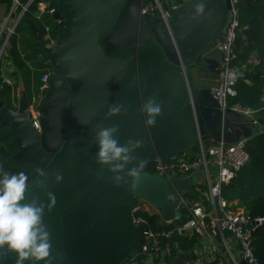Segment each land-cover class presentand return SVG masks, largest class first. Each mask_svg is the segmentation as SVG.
<instances>
[{"label":"water","instance_id":"95a60500","mask_svg":"<svg viewBox=\"0 0 264 264\" xmlns=\"http://www.w3.org/2000/svg\"><path fill=\"white\" fill-rule=\"evenodd\" d=\"M45 1L57 9L54 18L62 22L64 36L56 44L41 41L53 67L38 105L41 131L31 122L24 89L16 109L0 102L18 148L4 170L25 172L28 199L46 205L43 223L51 250L40 264H124L138 245L137 201L159 208L163 221L171 223L194 186L193 176L150 175L157 157L174 160L201 142L233 144L255 134L248 121L224 115L211 89L198 86L191 72L201 64L209 70L220 66L224 54L217 45L234 0H189L170 10L167 24L141 15L151 0ZM199 3L205 5L203 13L196 12ZM149 98L161 112L155 125L146 127L141 108ZM115 105H122L121 111L109 114ZM112 125L119 126L121 144L141 141L128 167L144 161L139 177L127 176L125 169L119 185L95 158L96 132ZM192 138L195 143L185 142ZM170 143L184 146L172 152ZM57 174L63 177L59 182ZM191 261L180 252L172 264ZM0 264H16V255L0 249Z\"/></svg>","mask_w":264,"mask_h":264},{"label":"built area","instance_id":"2783aa9c","mask_svg":"<svg viewBox=\"0 0 264 264\" xmlns=\"http://www.w3.org/2000/svg\"><path fill=\"white\" fill-rule=\"evenodd\" d=\"M21 0H13L8 11L0 6V62L6 54L9 38L14 34L21 18L35 0L21 4ZM189 0H151L141 9V15L152 20L161 18L166 24L170 10L177 8ZM21 7V11L19 8ZM40 13L48 12L55 17L57 9L51 3L40 0L38 3ZM61 22V21H58ZM249 26L241 25L239 1H232V9L226 24L221 41L217 45L224 54L220 66L215 70L205 68L199 77L212 83L211 91L217 100L223 114H230L241 119H246L256 124L255 110L232 103L238 97V84L244 79V72L235 65L237 61L236 45L240 34L248 30ZM246 38V35H243ZM54 44V42H51ZM249 63L257 65L259 59L253 54ZM51 73L42 76L39 92L33 94L30 101L31 122L36 130L41 131L40 112L38 105L42 92L48 88ZM6 82L11 83L9 80ZM249 83V80H246ZM41 93V95H40ZM264 134V131L261 133ZM249 138H240L233 144L200 143L195 154H184L174 160L156 159V166L149 172L150 175L160 179L173 178L188 179L198 172L205 176L208 188L206 198L186 202L183 197L178 209L187 208L190 218L181 225L171 229L145 230L136 251L131 255L130 263L124 264H172L176 255L174 248L165 243L174 235L186 232L198 234L200 242H211L210 252L212 257L203 260L202 264H259L251 247V232L264 223V217L251 219L243 210L236 209L230 204L223 194V188L229 185L249 161L247 142ZM159 210V211H158ZM138 213L133 223L135 231L145 222L142 214L160 215L162 211L144 200H138L133 209ZM157 212V213H156ZM163 220V219H162ZM164 222V221H163ZM169 224L167 222H164ZM251 223L252 229L247 225ZM141 257V259H137ZM188 264H199L189 262Z\"/></svg>","mask_w":264,"mask_h":264},{"label":"trees","instance_id":"16d2710c","mask_svg":"<svg viewBox=\"0 0 264 264\" xmlns=\"http://www.w3.org/2000/svg\"><path fill=\"white\" fill-rule=\"evenodd\" d=\"M28 1L20 2L25 4ZM39 1L35 0L24 13L9 38L6 54L0 62V102L10 109H16L18 88L22 86L31 99L33 94L39 92L42 76L53 71L41 41L58 43L64 36V28L54 17L49 16L48 12L38 11ZM12 4L13 0H0V6L6 11ZM261 4L256 6L239 2L241 25L249 28L244 31L247 38L240 34L236 45L235 65L239 68L244 66L246 70L245 78L237 87L238 97L232 103L252 110H259L263 106L264 97V0ZM253 54H257L259 59L257 65L249 63ZM9 130L10 125L0 113V171H4L8 157L18 151ZM247 151L249 161L237 177L223 188V194L234 208L242 209L251 219H256L264 217V134L249 138ZM192 194H195L194 190L186 194V197H192ZM180 212V217L169 224L164 223L158 214H142L145 222L135 231V238L140 240L145 230L171 229L186 223L190 218L188 209L183 207ZM164 242L174 248L177 256L180 252H192L200 243V238L194 232H186L176 234ZM251 247L258 263L264 264V223L251 232ZM131 259L132 256L125 263H130Z\"/></svg>","mask_w":264,"mask_h":264},{"label":"clouds","instance_id":"9594fccd","mask_svg":"<svg viewBox=\"0 0 264 264\" xmlns=\"http://www.w3.org/2000/svg\"><path fill=\"white\" fill-rule=\"evenodd\" d=\"M205 5H196V12L203 13ZM122 105L110 107L109 114H117ZM145 116L146 127L155 125L156 117L161 112V105L149 98L141 108ZM118 125L100 128L96 134V162L108 166V171L114 174L115 184L119 185L124 177L120 173L127 169L129 177H139L144 161H139L133 167L128 165L133 161L132 153L141 146L140 140H129L121 144L117 138ZM63 179L56 175V181ZM29 177L23 171H0V249H6L16 255V264H40L50 257L51 238L47 226L43 223L46 205L38 199H28ZM51 203L55 202L53 193H48Z\"/></svg>","mask_w":264,"mask_h":264},{"label":"crops","instance_id":"0c3cea01","mask_svg":"<svg viewBox=\"0 0 264 264\" xmlns=\"http://www.w3.org/2000/svg\"><path fill=\"white\" fill-rule=\"evenodd\" d=\"M261 1H259V2H261ZM256 3H258V2H256ZM256 3H250V4L257 5ZM58 24L62 25V22H58ZM54 44H56V43H54ZM205 68H206L205 65L201 64V65H198L197 67L193 68L191 70V72H192L193 77L195 78L196 83H197L198 86L207 87V88H210L211 89L212 83L210 81H206L203 78H200L199 77V74ZM240 69L243 72H245V70H246V68L244 66L241 67ZM20 92L21 91L18 90L17 96L19 95ZM262 102H263V106L259 110H255V115H254L255 117L254 118L257 121L256 124H254L251 121H248L246 119H243V120L248 121L250 123L253 131L255 132L254 135L261 134L264 131V97L262 98ZM230 118L231 119H236L234 115H230ZM193 140L194 139L192 138V139L185 140V142L186 143H189V144H193V143H195V141H193ZM179 146H184V145H181V144L180 145H177L175 143H172V144L170 143L168 145L169 149L172 152L175 151L176 149L180 148ZM196 152H197V146L192 147V148H188V149L184 150L180 155H184V154L190 155V154H195ZM196 176H198V177H196ZM193 177H194V179H193L194 186H193L192 190L195 191V194L194 195L192 194L193 195L192 197H186L185 198L186 199V202H188V203L191 200L199 199L201 197L203 199H205L206 198V194L208 193V188H207V186L205 184V176H204V174L202 172H198L197 174L193 175ZM180 210L181 209H178L177 208V218L180 217V214H181ZM211 245H212L211 242H207V240H205L204 242H200L198 244V246L192 252L187 253V254H189V256H190V258L192 260L191 262L192 263L202 264L203 260L210 259L212 257L211 252H210Z\"/></svg>","mask_w":264,"mask_h":264},{"label":"rangeland","instance_id":"374dc122","mask_svg":"<svg viewBox=\"0 0 264 264\" xmlns=\"http://www.w3.org/2000/svg\"><path fill=\"white\" fill-rule=\"evenodd\" d=\"M263 1V0H262ZM262 1L261 2H258V3H256L257 5L256 6H258V5H260L261 3H262ZM262 5V4H261ZM243 34V33H242ZM243 35H245V34H243ZM20 91H22L23 90V87L21 86L20 88H18ZM40 95H41V93H40ZM191 153V152H190Z\"/></svg>","mask_w":264,"mask_h":264},{"label":"flooded vegetation","instance_id":"af4514ba","mask_svg":"<svg viewBox=\"0 0 264 264\" xmlns=\"http://www.w3.org/2000/svg\"><path fill=\"white\" fill-rule=\"evenodd\" d=\"M51 74H52V73H51ZM17 152H18V151H17ZM17 152H16V153H17ZM14 166H17V165H12L11 167H14Z\"/></svg>","mask_w":264,"mask_h":264}]
</instances>
